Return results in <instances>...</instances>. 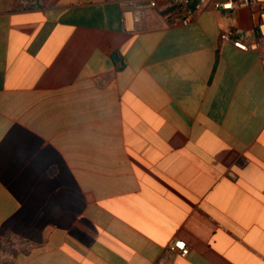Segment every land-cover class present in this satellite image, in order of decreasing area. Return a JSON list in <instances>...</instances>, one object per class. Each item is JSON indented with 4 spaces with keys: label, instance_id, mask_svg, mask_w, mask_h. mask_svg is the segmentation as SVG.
Here are the masks:
<instances>
[{
    "label": "crops",
    "instance_id": "0c3cea01",
    "mask_svg": "<svg viewBox=\"0 0 264 264\" xmlns=\"http://www.w3.org/2000/svg\"><path fill=\"white\" fill-rule=\"evenodd\" d=\"M127 3L0 0L10 264H264V53L219 38L250 11L127 32Z\"/></svg>",
    "mask_w": 264,
    "mask_h": 264
},
{
    "label": "built area",
    "instance_id": "2783aa9c",
    "mask_svg": "<svg viewBox=\"0 0 264 264\" xmlns=\"http://www.w3.org/2000/svg\"><path fill=\"white\" fill-rule=\"evenodd\" d=\"M26 8L33 7L37 0H22ZM207 0H128L122 9V22L125 31L138 30L142 13L147 10L158 12L169 23L188 26L196 20L197 13L202 10ZM214 7L228 15L236 9H247L253 20L255 37L247 40L233 26L225 27L220 33V40L232 44L242 52L261 51L264 53V0H214ZM170 252L185 256L188 249L183 241H174L168 246Z\"/></svg>",
    "mask_w": 264,
    "mask_h": 264
},
{
    "label": "rangeland",
    "instance_id": "374dc122",
    "mask_svg": "<svg viewBox=\"0 0 264 264\" xmlns=\"http://www.w3.org/2000/svg\"><path fill=\"white\" fill-rule=\"evenodd\" d=\"M2 240H0V250H3L2 252H0V258L7 257V253L12 252L13 250L16 249H21V248H25V244L19 240V239H15V238H10V237H6L5 236H1Z\"/></svg>",
    "mask_w": 264,
    "mask_h": 264
},
{
    "label": "trees",
    "instance_id": "16d2710c",
    "mask_svg": "<svg viewBox=\"0 0 264 264\" xmlns=\"http://www.w3.org/2000/svg\"><path fill=\"white\" fill-rule=\"evenodd\" d=\"M6 237L8 238V237H12V238H15V239H17L16 237H13V236H11V235H6ZM0 240H2V238H1V236H0ZM20 240V239H19ZM22 241V240H21ZM23 242V241H22ZM25 245H26V243L25 242H23ZM25 250V248L23 247V248H21V249H16V250H13L12 252H10V253H7V257L6 258H4V257H1L0 258V260L3 262V264H10L11 263V261L14 259V257L17 255V253L19 252V251H24ZM3 250H0V252H2Z\"/></svg>",
    "mask_w": 264,
    "mask_h": 264
},
{
    "label": "water",
    "instance_id": "95a60500",
    "mask_svg": "<svg viewBox=\"0 0 264 264\" xmlns=\"http://www.w3.org/2000/svg\"><path fill=\"white\" fill-rule=\"evenodd\" d=\"M114 59H115V60L117 59V55H114Z\"/></svg>",
    "mask_w": 264,
    "mask_h": 264
}]
</instances>
